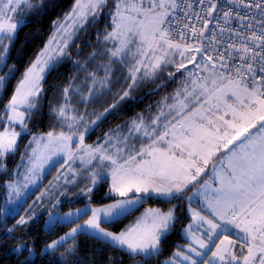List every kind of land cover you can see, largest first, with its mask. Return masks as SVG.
Here are the masks:
<instances>
[{
  "label": "snow or ice",
  "instance_id": "6c2138e0",
  "mask_svg": "<svg viewBox=\"0 0 264 264\" xmlns=\"http://www.w3.org/2000/svg\"><path fill=\"white\" fill-rule=\"evenodd\" d=\"M56 7V0H0V70L8 69L0 75V93L18 71L8 63L11 52L19 54L29 43L25 36L16 49L20 30L29 17L40 19ZM51 27L0 108V172L8 171L7 158L17 152L22 162L11 175L23 180L5 182L9 199L19 202L45 167L61 160L74 177L65 176L66 183L84 178L73 195L92 201L98 186L109 183L96 207L63 216L50 211L44 221L49 233L57 222L70 225L73 217L90 215L40 251L58 254L55 264H96L94 253L82 257V234L122 253L107 264H264V0H72ZM82 33L92 50L84 61L72 60L73 47L77 56L82 51ZM65 60H72L76 75L49 84L47 76ZM169 84L176 86L144 111L115 123L95 143L85 142L109 116H119L125 102H141ZM49 91L53 129L37 134L30 124L44 116ZM106 96L112 102L89 114ZM24 136L30 139L20 151ZM45 195L47 189L34 204ZM105 198L113 202L103 203ZM153 198L189 202V243L165 259L177 204L167 211L148 208L119 232L101 227ZM192 201L199 206L191 207ZM31 209L4 227L16 241L8 249L14 264H38L30 259L39 255L27 235L36 215Z\"/></svg>",
  "mask_w": 264,
  "mask_h": 264
},
{
  "label": "trees",
  "instance_id": "16d2710c",
  "mask_svg": "<svg viewBox=\"0 0 264 264\" xmlns=\"http://www.w3.org/2000/svg\"><path fill=\"white\" fill-rule=\"evenodd\" d=\"M56 3L58 4V7L45 13L42 18L37 19L35 16L29 17V22L20 30L19 39L17 40L15 46L16 49L21 48V45L24 43L25 36L28 37L29 43L26 45L25 49L19 54H17L16 51L11 52L12 58L8 61V63L9 65L15 64L18 68V71L16 69H13V72L15 73V79H13L12 76H9L10 83L8 85L7 91L4 92L2 95V100H0V108H2L3 103H5L12 94L13 86L20 79L21 73L25 70L29 59L34 58L38 51L44 46V43L48 40L49 35L52 31L51 21L57 16H59L62 12L67 10L68 7L71 5L72 0H56ZM91 38L94 40V37ZM84 39L85 37L82 33L80 39L77 40V44H79L82 48V51L79 56L76 55L77 49L75 47L71 49L73 54L72 60L79 59L80 61H82V59H84L92 50L87 44L83 43ZM72 60L63 61L62 64L58 66V72H53L48 75V83L51 84L55 81L58 84H62L67 82V80L74 76L75 70ZM4 71L7 72L8 69L5 68ZM57 76H59L58 80H56ZM175 86V84H169L167 88L161 89L158 93L144 97L141 102H135L133 105L129 106L128 109H125V111L127 112L123 110L124 112H120V115L116 116L115 118L109 116L106 122L102 123L98 128H96L93 134L88 136L87 141L93 142L113 124L122 121L123 118H128L130 115H135L137 112H140L139 108L144 109L146 101H151V104L154 103L160 98V96H162L166 92H170ZM147 87H151V85H148ZM143 91L144 90L141 89L140 94H143ZM51 96L52 93L51 91H49L47 93V99L50 100ZM95 104L97 105V103ZM45 106L46 109L44 111V116L41 118L42 122H40L39 124H37L36 122L32 123L34 126L32 128V131L34 133L47 132L53 129V124L47 114V103L45 104ZM38 118L40 117H37L36 119ZM55 129L58 131L61 130L59 126H56ZM64 130H66V128ZM29 138V136H24L23 139L20 141V151H24V145L27 143ZM19 159V152H17L14 156H9L6 161L8 164V171L0 172V237H3L4 243V247L0 248V260H2L3 264H14V261L16 260V255L8 251V249H10L16 243V241L4 232V227H11L15 223L16 217L4 215L2 209L7 196V187L5 182L10 179H13L11 173L14 167L18 164ZM56 168L57 165L49 172V178L51 175L54 174V170ZM108 183L109 182L106 181L105 183L98 186L99 191L95 192V197L92 200L94 203H101V196L103 192L107 191ZM107 201H109V199L105 198L102 202L104 203ZM85 202H87V200L82 199L79 200L77 203L80 204ZM173 204L178 205V220L174 224L172 232L169 233L168 244L166 245V251L164 253V256L160 257V259H165L168 255H170L172 250H175L177 246L187 243V240L183 235V229L190 222L191 216L188 212V202L186 198L180 202L173 200L171 201V203L158 198L146 200L145 202H143L142 205H140L133 211L127 213L125 216H122L118 220L113 221L111 223H103V225L114 231H121L141 212L144 207L157 206L163 209H169L172 208ZM76 205L77 204L75 202H67L65 203L64 208L69 209ZM44 221H46V217L42 216L41 218L35 220L31 225L27 226L28 240L36 242L37 252L39 253V255L30 257V259L37 260L38 264H55L56 261L60 260L58 254H54L51 252L45 254L40 250L42 249L43 244L49 243L52 239H56L58 236L67 232L69 228L72 227L73 223H71L70 225L68 223H58L54 228H52L51 233H49L48 229L45 228ZM77 239L80 243L82 257L85 255L91 256L94 253L96 264H107L109 257L122 255V253H120L118 250L110 248L101 242L93 241L89 237H86L82 234H79ZM71 243L72 242L69 241L65 245V247H69ZM27 255V252H25L22 256L19 257V259L22 260L24 256ZM125 264H132V262L128 259H125ZM152 264H156L155 259H153Z\"/></svg>",
  "mask_w": 264,
  "mask_h": 264
},
{
  "label": "rangeland",
  "instance_id": "374dc122",
  "mask_svg": "<svg viewBox=\"0 0 264 264\" xmlns=\"http://www.w3.org/2000/svg\"><path fill=\"white\" fill-rule=\"evenodd\" d=\"M86 57L84 59H82V61H84L86 59ZM4 70L5 69L0 70V75H2L3 72H5ZM75 75H76V73H75ZM81 79H82V77H81ZM79 82L80 81L78 80L77 83H79ZM2 95H3V93H0V97H2ZM51 99H52V96L50 97V100ZM53 102L55 103V101H53ZM46 103H48V99H47V101L44 102V109H43L44 111L46 109V106H45ZM148 104H151V101H146L144 109L139 108L140 112L144 111ZM131 105H133V102H125V105H122V109L125 111V109H128V107L131 106ZM79 107H80V111L81 112L85 111L83 105H80ZM98 109H99V107L96 104H92L87 109V111H88L89 114H91L93 112V110L97 111ZM123 110L121 112H124ZM125 112H127V111H125ZM125 116H127V115H125ZM127 119L128 118H123L122 121L127 120ZM33 122L34 123L36 122L37 124H39L40 122H42V119L41 118L34 119L32 121V123ZM120 122H117V123H120ZM32 123L30 124V127L33 128L34 126H33ZM65 131H67V129ZM42 133H44V132H42ZM37 134H40V133H37ZM97 139H95L94 143L97 141ZM85 142H86V140H85ZM18 163H22L20 159H19ZM61 163H63L62 160L60 161V163H56L54 166H46L43 175L41 176V178L39 180H37L36 185L35 186H29L28 191L20 198L19 202L16 201L15 197H12L11 199H9V196H8V191L9 190L7 189V196H6V200L4 202L3 209H2L3 214L4 215H8V216H14V217H16V220H17V219H19V217L21 215H27L28 213L26 212V210L29 208V205H32L31 211L36 214L35 217H34L33 222L35 220L41 218L42 216H45L46 217V221H47V220H49V215L48 214H49L50 211L53 212V213H58L60 216H63L65 213H68V212H73L74 213L76 209H84L85 205H89L91 207L98 206L99 205L98 203H94L93 201H89V199L86 196L73 195V193L79 192L80 188H83L85 186L84 178L82 176L75 177V179L77 180V184L66 183L65 182V178H64L65 176H67V180H69V181L72 180L74 177H73L72 173H67L65 171V169H62L60 167ZM56 165H57V168L54 170V174L51 175L50 178H49L48 177L49 172ZM7 167H8V164H7ZM15 168H16V166L14 167V169ZM73 168L79 170V162L74 164ZM19 171L21 173H23L24 169L21 168V169H19ZM62 173H63V175H61ZM58 175H61V178H60L59 181H56L55 178ZM13 179H18L19 181H22L23 180V175L21 174L18 178L13 176ZM50 181L53 182V183L50 184L49 183ZM45 189L48 190V195H45L43 197V199H41L38 203L34 204V201H36V198L38 196H40L41 192H44ZM61 193H65V194L61 195ZM82 199L87 200V202L78 204L77 202L79 200H82ZM57 200L60 201L59 204H56ZM67 202H75L77 205L74 206V207H71L69 209H65L64 208L65 207V203H67ZM111 202H113V201L109 200V201L104 202V203H111ZM20 204H22V207H20ZM54 204L56 206L52 207V205H54ZM139 206L140 205H137L135 208L131 209L130 212L133 211L134 209L138 208ZM148 208H155V209H160L161 211H167L166 209H163V208H160V207H157V206H146L124 228H126L128 225L133 223L137 218H139L145 212V210L148 209ZM17 212L19 213L18 215L16 214ZM88 215H90V213H88ZM88 215H84L82 218L73 217L72 219H74L76 222L72 224V227H75L76 223L83 224L84 220H86L88 218ZM33 222H31L29 225H31ZM58 223H61V222H57V224ZM101 227L106 228L108 231L119 232V231H114L112 229H109V228L105 227V225H103V224L101 225ZM45 228L48 229L46 226H45ZM62 235H64V234H62ZM69 241H71V240H69ZM35 255L36 254H34L31 257H34Z\"/></svg>",
  "mask_w": 264,
  "mask_h": 264
},
{
  "label": "crops",
  "instance_id": "0c3cea01",
  "mask_svg": "<svg viewBox=\"0 0 264 264\" xmlns=\"http://www.w3.org/2000/svg\"><path fill=\"white\" fill-rule=\"evenodd\" d=\"M144 90V89H143ZM113 91H115V89H113ZM112 102V100H111V97L110 96H106V97H101V98H99V100H98V102H97V106L99 107V109L97 110V112H99V111H101L102 110V108L103 107H106L107 106V104H109V103H111ZM135 102H133V104H134ZM134 115H130L129 117H128V119L130 118V117H133ZM112 127V126H111ZM57 132H58V130H56ZM103 135H101V136H99L100 138L102 137ZM98 137V138H99ZM87 138H88V136H86V142L87 143H89V144H92V143H94V141L93 142H89V141H87ZM205 180L206 179H208V177L207 176H204L203 177ZM188 202V201H187ZM199 205H198V203L196 202V201H192L191 202V207H193V208H197ZM188 208H189V202H188ZM166 210H168V209H166ZM189 212V211H188ZM205 214H207V213H205ZM190 222H191V220H190ZM189 222V223H190ZM188 223V224H189ZM187 224V225H188ZM187 225L184 227V229H183V235H184V237H185V239L187 240V243H189V240H188V238L185 236V234H184V230H185V228L187 227ZM186 243V244H187ZM186 244H183V245H186Z\"/></svg>",
  "mask_w": 264,
  "mask_h": 264
}]
</instances>
